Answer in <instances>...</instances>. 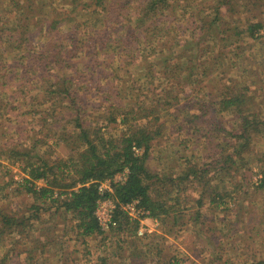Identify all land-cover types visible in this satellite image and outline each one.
I'll return each instance as SVG.
<instances>
[{
	"label": "trees",
	"instance_id": "16d2710c",
	"mask_svg": "<svg viewBox=\"0 0 264 264\" xmlns=\"http://www.w3.org/2000/svg\"><path fill=\"white\" fill-rule=\"evenodd\" d=\"M82 1L87 3L88 0ZM147 1L138 0L140 4H143L142 11L140 10L138 13V18L153 21L155 18H160V15H163L166 10L175 12L174 9L181 6V4H185V7H190L194 0ZM204 1L207 2L204 3V7H206L203 10L210 11L205 16L204 14L203 16H199L200 12H198L199 18L197 17L195 22L199 27L201 36L205 34L209 37L211 36L212 39H216L220 35L222 36L223 32L228 33L233 29L238 30L230 37L235 39H227L226 41L229 43L224 44L221 54L215 55V62L211 66L212 68L222 58H227L229 61V55L237 49L240 50L239 43L241 41L247 38L254 41L257 40L260 36V31L264 29V22L262 19H256L257 15H254V11H258L259 8L257 0ZM0 2L2 4V8L0 6V46L2 45L4 48L0 49V97L3 94L8 95L13 86L17 85L20 87L27 82L24 81L27 78L29 82L32 77L39 78L36 80L37 84H30L28 82L30 87L35 90V93L31 94L29 103L31 106L29 109H26L22 117L26 118L28 115L27 118L32 125L30 131H34L35 133L34 141L31 148L25 146L19 147L18 144H13L9 147L10 158H13L11 162L20 163L21 170L26 175L21 185L25 192L31 194L36 201L49 205L47 206L48 210L55 208V211L51 212V216L55 217L58 214L61 216H71L69 221H74L76 225L75 227H71L70 230H77L78 238H81L84 243L86 242V238L105 235L101 231L95 216L99 200L112 199L118 202L115 218L119 225L116 231L125 232L126 227H129V219L119 206L136 200L140 201V205L149 211L152 217L160 219V221H163V224L167 223L168 217L171 216V212L175 208L174 205L165 207V202H160L152 197L150 193L152 187L150 180L153 176L148 169V163L152 156L154 141L163 136V128L166 126L168 118H177L178 110L187 109L188 114H193V123H197L199 120L202 123L208 122L203 118L205 115H208V119H212V123L219 126L216 113L225 114V116H230L231 118L221 124L222 129H220L223 133V143L221 144L220 155L215 156L210 163L199 167L198 170H194L190 166L182 176H179L180 180L184 182L194 176L193 184L201 183L200 193L195 200L198 208L201 209L205 205L206 198H209L212 203L218 204V200L223 202L226 198H229L230 201L236 202L235 198L241 199L245 195L247 196V192H244V190L247 186L250 187L254 183L245 169V166L248 165L246 156L251 152L255 136L264 135V101L260 103L259 96L257 95L258 92L256 91V86L258 83H261L264 73L257 75L255 80L251 79L247 83H240L241 88H238L239 84L233 85V83H230L231 86L226 85V83L218 85L219 92L210 98L208 108L205 109L206 102L202 103L203 99L201 96H205V86H203L205 74H208L211 68L209 69L208 66L204 67V73L200 74L199 72H201L204 62L198 61L209 52L208 49H205L203 52L195 48L194 45H197L195 41L198 38L197 34L194 33L190 41L184 42L182 53L176 56L177 60H184L185 63L179 62L180 64L175 63L171 65L172 77L169 75L170 72L167 74L168 71H164V74H166L164 78H168V81H176L180 76L186 79V81L188 79V84L181 82V85L182 83L184 84L181 92L175 91V85L167 92H158L157 90L159 89H152L151 87L148 89L146 88L147 86L135 84V87L131 90V94H128L127 91L118 89L119 84L126 83L127 81L121 77L118 78L117 75H112V78L114 76V80H109L112 85L110 83H107V85L108 89L112 88L113 93L110 98L108 95H104L109 102L105 117L106 125L116 124L120 121L126 127L121 137L105 139V134L102 133L101 127L95 130L87 124V121H89L87 119L88 116L91 117V105H88L81 89L75 85L77 84L78 77H80L78 76L79 71L75 68L76 66H72L74 74L71 73V75H68L61 81L58 79L59 77L56 73H51L50 67L54 65L59 70L65 68L66 65L64 64L70 60L73 54L80 51L78 43L84 42L86 47H83L81 50H85V54L88 57H93V63L94 65L96 64L89 68V72L92 73L96 68H100L97 50L94 49V53L91 51L92 43L100 48L108 44L110 33H113L117 26L126 18L124 17L127 12L126 6L130 5V0H124V2L122 0H90V6H93L94 14L91 18L84 21L83 26H80L81 23L75 25L77 28L74 31L65 30V26L59 29L60 23L63 24L73 20L72 16L68 15L66 17L65 14H56L50 23V27H48V33L52 35L53 32H57V34L48 43L46 42L43 47L39 48L40 50L38 51L34 50L32 45L29 50L25 48V41L32 42V30L36 28L33 24L30 30V25L27 22L32 17L37 16L36 12L43 13L42 8L44 6L38 9L36 7V0H0ZM78 3L77 0H74L71 4L75 5L76 8ZM247 5L252 10V19L243 18V16L236 14L240 12V7H246ZM74 9L71 10L74 11ZM184 14L178 15L179 22L186 18ZM101 15L103 27L98 28L94 32V27L92 26H97L101 22ZM60 17L63 18L60 19ZM234 17H238L239 19H234ZM95 19L96 22L94 23ZM229 19L240 23L234 28L227 29ZM46 21V19H41L36 25L41 29V26L44 27ZM128 22H131V19H128ZM80 27H82V34L85 37L88 36V38H79L77 33ZM169 31L171 29H167V32ZM174 31L172 29V32ZM75 34L77 36L69 40ZM223 38H226V36H223ZM68 41L72 44V52L76 49L70 57L68 56V47L66 48L64 45ZM178 41V43H181L180 37ZM136 42V46L141 44L139 40L135 41L134 44ZM15 51L20 53H16ZM137 51L139 49L136 50V53ZM224 53H226L225 57ZM12 54H15V56L10 58L9 56ZM235 54L239 55L238 53ZM20 61L21 63H19ZM18 63L19 65H17ZM150 70L151 75L154 74L152 68ZM181 70L183 72L178 76L177 74ZM29 72H32L33 75L28 76ZM183 73L186 75H183ZM48 75L49 77H53V83H50L49 86L50 89L48 88ZM199 75H202L201 78H199ZM153 76L149 77V80L153 79ZM102 78L99 77V80L102 81ZM191 80L194 81L191 82ZM39 83H41V87L37 88ZM90 87L94 88L97 93H100L99 91L103 89L100 83H95L94 87L93 85H87L85 91H90ZM186 87H189V93L192 92L193 97L200 96V99L196 103L192 102L193 99L190 100L187 107L184 108L182 105H178L188 94ZM133 92L136 93L134 94ZM133 97L136 98L133 99ZM39 98H42V101H38ZM54 98L57 99L54 101ZM130 98L135 105L130 101ZM4 102L3 98L2 104ZM37 103L39 104L38 106H36ZM46 104H50L49 109L40 108ZM52 106L54 108L55 106H62L64 109L61 113H57L55 110L51 111ZM177 106L178 108L174 110ZM1 107L4 108L5 113L14 108L10 107L8 109L6 105H1ZM16 109L6 114L3 113L5 115H1L0 118L6 119L8 125H10L11 115L9 114ZM204 110L203 116L197 114ZM163 116H165L164 119H162ZM119 117L121 120H118ZM137 122L140 124H137ZM229 122H231V125L228 124ZM223 125L225 127L229 125V128H225ZM69 126H72L71 132L68 131ZM51 127L53 130L55 128V132L57 129L61 130L58 133L60 138L55 139L54 137L52 143H50L51 145H48V139L51 134L47 132L51 131ZM28 132H22V128H20L18 135L22 138ZM198 132H201V129H198ZM59 141H63L68 147H72L73 145L72 150H80L76 155L68 159L60 158V160L49 161L47 153L52 154L53 146H59ZM43 149H46V151L43 152ZM259 161L264 162V158H261ZM259 164L262 165V177L257 189H263L264 163ZM126 170L128 174L125 182H112V192H106L104 195L100 193L99 187L101 183L107 180L112 181L116 174L123 173ZM213 179L214 181L217 180L215 182L216 187L211 185ZM234 179H237L234 183V188L232 191H227L228 188L225 182L227 180L234 182ZM38 181H44L45 185L38 188ZM219 185L224 187V194L220 192ZM175 199L176 201L178 200L177 198ZM31 209L35 211L34 214L29 216L24 214L20 217L0 212V241L6 242L14 233L19 237L17 242L13 237L14 241L12 245L9 246L8 243V245L4 246L5 248L7 247V250L3 254V257L0 258V264H9V262L12 264H46L45 255L48 253V247L53 245L57 247L58 243H55L53 237L54 232L57 230L56 225L47 226L48 221L43 219L39 213L41 209L36 203L33 204ZM198 219L199 217L195 218V221ZM36 223L40 226L37 229L39 231L37 235L32 232L33 228L36 227ZM70 230H67L65 234L69 235L71 233ZM113 232L115 230L111 233ZM133 245L135 246V243ZM137 246L134 247L136 251L138 250ZM0 248L2 249L1 243ZM58 248L62 251L64 245ZM107 261L108 258L105 257L101 260L100 264H107ZM258 264H264V259L259 261Z\"/></svg>",
	"mask_w": 264,
	"mask_h": 264
},
{
	"label": "rangeland",
	"instance_id": "374dc122",
	"mask_svg": "<svg viewBox=\"0 0 264 264\" xmlns=\"http://www.w3.org/2000/svg\"><path fill=\"white\" fill-rule=\"evenodd\" d=\"M36 1V7L39 9L44 6V10L42 8L43 13L36 12L37 16L32 17L27 22L30 25V30L33 24L36 26L32 30V42L25 41V48L27 50L32 45L33 49L38 51L46 42L48 43L56 36L57 32H53L52 35L48 33V27H50V23L56 14H65L66 17L68 15L72 16L73 20L63 24L60 23L59 29L65 26V30L69 31H74L77 28L75 25H78V23H81L80 26H83L84 21L91 18L94 14V8L92 5L90 6V0L87 3L77 0L79 3L76 8L75 5L71 4L74 0ZM205 2L207 1L194 0L190 7H185V4H181V6L174 9L175 12L166 10L163 15H160V18H155L153 21L146 19V21L144 18H138V13L142 9L143 4H140L138 0H130V5L126 6L127 12L124 16L126 18L117 26L113 33H110L108 44L100 48L92 43L91 51L94 53V49L97 50L96 53L100 63V68L93 70L92 73L95 72L94 74L89 72V68L96 65L93 63V57H88L85 54L86 51L81 50L83 47H86L85 43H78L80 51L76 54H73L76 49L72 52L73 47L70 41L64 44L66 48L68 47V56L70 57L73 54L72 57L64 64L66 65L65 68L59 70L52 65L50 71L51 73H56L59 77L58 79L61 81L68 75H71V73L74 74L72 66H76L75 68L79 71L78 76L80 77H78L77 84L75 85L81 89L88 105H91V117L88 116L87 119L89 121H87V124L92 126V129L97 130L101 127L102 133L105 134V139L121 137L125 130L126 126L121 124L120 121L116 124L106 125L105 117L109 102L105 96L108 95L110 98L113 93L112 88L108 89L107 83H110L109 80H114L115 75L127 81L126 83L119 84L118 89L127 91L128 94H131V90L135 87V84L147 86L146 88L148 89L149 87L159 89L157 90L158 92H167L175 85V91L181 92V88L184 85L183 83L181 85V82L188 84V79L186 81V79L180 76L176 81H168V78H164L166 76L164 71L167 70V74L170 72L169 75L172 77L171 65L179 62L185 63L184 60H177L176 56L182 53L184 42L190 41L194 33L197 34L198 38L195 41L197 43V45H194L195 48L203 52L205 49H208L209 52L198 61L204 62L199 73H204V67L208 66L209 69L211 68L215 62V55L221 54L224 44L229 43L226 41L227 39H235L230 37L238 30L233 29L228 33L223 32V35H220L216 39H212L211 36L209 37L203 34V32V36H201L199 27L195 22L197 17L199 18L203 14L205 16L210 11L203 10L206 7H204ZM256 2L259 8L258 11H254V15H257L256 19H262L264 22V0H257ZM0 6L2 8L1 2ZM71 9H74V11ZM239 11V13H236L237 15L252 19V10L249 8V5L240 7ZM198 12H200L199 16L197 15ZM182 14L186 18L179 22L178 15ZM101 17L102 15L100 16V20ZM41 19H46L47 21L44 27L41 26L40 29L36 23H39ZM128 19H131V22H128ZM234 19L239 18L234 17ZM93 22L95 23L96 19ZM228 22L227 29L234 28L240 23L233 22L232 19H229ZM92 27H94L93 30L95 32L98 28L103 27V21L101 20L97 26ZM167 29H171V31L167 32ZM172 29L175 31L172 32ZM46 33H48V36ZM77 34L79 38H88V36L85 37L82 34V27L79 28ZM77 34L72 35L69 40L72 37H76ZM223 36H226V38H223ZM179 37L181 38V43H178ZM137 40L141 42L139 46H136L137 42L134 44ZM239 48L240 50L237 49L229 55V61L227 58H222L219 63L209 70L208 74H205L203 84L205 86V96H201L203 99L202 103L206 102L205 109L208 108L210 98L219 92L218 85L226 83V85L231 86L230 83H233V85L239 84L238 88H241L240 83H247L251 79L255 80L257 75L264 73V29L260 31V36L257 40L254 41L247 38L239 43ZM0 49H4L2 45ZM134 49H139V51L136 53ZM15 52L20 53L18 51ZM235 53L239 55L237 56ZM14 56L15 54H12L9 57L12 58ZM151 68L154 72L152 75L155 77L153 76V79L149 80V77L152 76ZM181 72L183 71L181 70L177 75H181ZM29 75H33L32 72H29ZM183 75L186 74L183 73ZM201 76L199 75V78ZM99 77H103L102 81L99 80ZM52 78V76L49 77L48 75L49 89L50 83H53ZM38 79V77H32L29 82L27 78L24 80L27 82L20 87L15 85L10 90V93L8 92V95L3 94L0 97V116L17 108L9 114L11 115L10 125H8L6 119L0 118V212L2 211L17 217L24 214L29 216L35 213L31 207L36 203L41 209L39 213L43 219L48 221L47 226L56 225L57 230L54 232L53 237L55 243H58V245L57 247L56 245L48 247V253L45 255L46 264H100L101 260L105 257L108 258L107 264H258L259 261L264 259V188L257 189L262 177V165L259 163H264L263 161H259L261 158H264V135L255 136L251 152L246 156L248 165L245 166V169L254 183L250 187L247 186L244 190V192H247V196L245 195L241 199L235 198L236 202L230 201L229 198H226L223 202L218 200V204L212 203L209 198H206L205 205L199 209L195 200L200 193L201 183L198 182L194 185V176L185 182L181 181L179 176H182L190 166L192 169L198 170L199 167L210 163L215 156L220 155L221 144L223 143L221 124L231 118L230 116H225V114L216 113L219 126L212 123V119H208V115L203 117L208 122L202 123L199 120V122L193 123V114H188L187 109L178 110L177 118H168L167 124L163 128V136L154 141L152 156L148 163V169L153 176L150 180L152 184L150 189L152 197L160 202H165V207L174 205L175 208L171 212V216L168 217L167 223L163 224V221L158 219V226L156 222L147 221L146 226L150 229L155 227L156 230L151 233L144 230L141 233L144 224L127 217L129 219V227H126L125 232L115 230L113 233L110 232L105 233V235L86 238V242L84 243L81 238H78L77 230H70L71 227H75L76 225L74 221H69L71 216L65 215V217L60 214L55 217L51 216V212H54L55 208L48 210L47 206L49 205L36 201L31 194L25 192L21 185L26 175L23 174L20 163H12L13 158H10L9 155V147L13 144H18L19 147H32L35 133L34 131H30L32 125L27 118L28 115L26 118L22 117L26 109H29L31 106L29 104L31 94L35 93L30 84H37L36 80ZM95 83H100V86H102L103 89L99 91L100 93L95 92L92 87H90V91H85L87 85H93L94 87ZM39 87H41V83L38 84L37 88ZM186 88L188 94L178 105H182L184 108L187 107L190 100L193 99L192 102L196 103L200 99V96L193 97V93H189V87ZM256 89L261 103L264 101V78H262L261 83L257 84ZM133 93L135 94L136 92ZM174 94L176 93L174 92ZM3 98L5 100L4 104H2ZM135 98L133 97V99ZM56 99L54 98V101ZM38 101H42V98H39ZM130 101L135 105L131 98ZM1 105H6L8 109L10 107L14 108L5 113ZM38 105L37 103L36 106ZM62 106H55V108L52 106L51 111L55 110L57 113H61L64 109ZM49 107L50 104H46L40 108L49 109ZM204 113L205 110L197 114L203 116ZM164 118L165 116L162 117V119ZM118 120H121V118L119 117ZM137 124L140 123L137 122ZM228 124L231 125V122ZM229 125L226 127L229 128ZM223 127L225 126L223 125ZM20 128H22V132L29 131L22 138L18 135ZM198 129H201V132H198ZM59 131L61 130L57 129L55 132V128L53 130L51 127V131L47 132L51 134L48 139V145H51L50 143H52L54 137L55 139L60 138ZM68 131H72V126H69ZM73 147V145L72 147H68L63 141H59V146H53V153H47V159H50L49 161L60 160V158L68 159L76 155L80 150H72ZM42 151L44 152L46 149ZM137 151L139 152V150ZM122 178H124V174L118 173L112 181ZM237 179H234V182H230L229 180L225 182L228 188L227 191H232ZM112 181H110L111 185ZM215 182L217 180L214 181L213 179L211 181L213 187L217 186ZM37 185L40 188L45 185V182L38 181ZM219 190L222 194L225 193L223 186L219 185ZM175 198L178 200L176 201ZM174 215H177V217ZM197 217L199 219L195 221ZM39 227L36 223V227L32 231L33 234H38L39 231L37 229ZM67 230L71 231L69 235L65 234ZM13 237L17 242L19 237L16 233L7 239V243L0 241L2 246V249L0 248V258L3 257V254L7 250V247L5 248L4 246L8 245V243L9 246L12 245L14 241ZM133 243H135V246ZM61 245H64L62 251L58 248ZM136 246L138 248L137 251L134 248ZM9 264L12 263L9 262Z\"/></svg>",
	"mask_w": 264,
	"mask_h": 264
},
{
	"label": "built area",
	"instance_id": "2783aa9c",
	"mask_svg": "<svg viewBox=\"0 0 264 264\" xmlns=\"http://www.w3.org/2000/svg\"><path fill=\"white\" fill-rule=\"evenodd\" d=\"M124 178L117 179L112 182H125L127 179L128 171H124ZM100 193L104 195L106 192H112L111 182L110 180H107L103 183H101L99 187ZM124 212L125 215L132 220H138L142 224H144V227L141 229V233L144 232H154L156 229L155 227L153 229L148 228L146 226L147 221H151L152 223H155L159 226V221L157 218H154L151 216L150 212L144 209L140 205V201H132L123 205L119 206ZM118 210V202L112 199H105V200H99L97 204V209L95 212V216L98 220L100 229L104 233H110L113 230H116L118 227V221L115 218V213ZM137 221V222H138Z\"/></svg>",
	"mask_w": 264,
	"mask_h": 264
}]
</instances>
